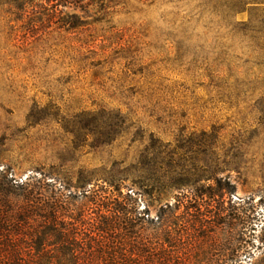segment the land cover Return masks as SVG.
<instances>
[{
    "label": "rangeland",
    "instance_id": "374dc122",
    "mask_svg": "<svg viewBox=\"0 0 264 264\" xmlns=\"http://www.w3.org/2000/svg\"><path fill=\"white\" fill-rule=\"evenodd\" d=\"M250 1L231 13L229 0H71L48 20L31 5L18 20L2 1L0 171L47 175L81 205L85 190L114 192V179L121 194L140 192L126 171L145 173L158 140V170L177 184L142 194L138 210H164L176 238L194 213L173 264H264V0ZM219 209L244 217L236 257L222 247L236 246L237 221L198 227Z\"/></svg>",
    "mask_w": 264,
    "mask_h": 264
},
{
    "label": "trees",
    "instance_id": "16d2710c",
    "mask_svg": "<svg viewBox=\"0 0 264 264\" xmlns=\"http://www.w3.org/2000/svg\"><path fill=\"white\" fill-rule=\"evenodd\" d=\"M2 1L9 6V11L20 10L18 20L32 15L25 9L27 5L50 9L52 12L46 15L48 20L55 16L59 6L71 3V0H0V4ZM252 4L250 0H229L228 10L240 13ZM33 22L29 20L27 25L35 27ZM63 25L75 27L76 22L66 21ZM165 149L166 146L153 139L143 152L146 172L140 166L126 171L137 179L140 192L128 189L121 194V179H114L108 183L114 192L85 190L83 196L87 203L81 205L75 204L72 193H64L56 180L47 181V175L15 181L0 171V264H173L172 247L176 241L184 245L183 234L192 227L186 217L194 213L186 208L176 238L173 228L164 221V210V215L159 213L156 219L149 218L146 209L138 210L142 194H154L177 184H172L170 171L158 170L163 164ZM77 181V186L87 183L85 177H78ZM214 196L217 195L210 198ZM199 214L204 216L201 211ZM208 218L215 224L205 225L207 221L201 217L199 229L213 226L223 230L225 226L231 228L234 221L242 225L234 238L236 246L222 247L223 257L230 254L236 257L244 247V217H230L227 210L219 209Z\"/></svg>",
    "mask_w": 264,
    "mask_h": 264
}]
</instances>
